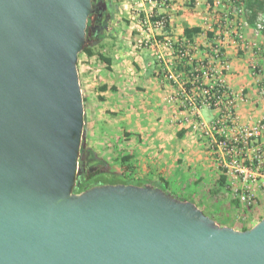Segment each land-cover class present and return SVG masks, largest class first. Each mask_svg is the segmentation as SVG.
Returning a JSON list of instances; mask_svg holds the SVG:
<instances>
[{"label":"water","instance_id":"95a60500","mask_svg":"<svg viewBox=\"0 0 264 264\" xmlns=\"http://www.w3.org/2000/svg\"><path fill=\"white\" fill-rule=\"evenodd\" d=\"M94 1L0 0V264H264V216L221 226L149 181L74 192Z\"/></svg>","mask_w":264,"mask_h":264},{"label":"crops","instance_id":"0c3cea01","mask_svg":"<svg viewBox=\"0 0 264 264\" xmlns=\"http://www.w3.org/2000/svg\"><path fill=\"white\" fill-rule=\"evenodd\" d=\"M109 3L115 8L113 12H108L112 26L99 35L101 39L95 47L110 59V64L106 65L96 55L86 54L81 64L85 72L93 64L98 66L99 80L92 84L97 86L91 95L88 94L90 110L86 112V125L90 128L97 126L100 115L108 130L111 124H117V130L129 137L126 143L134 146L133 160L141 166V178H163L169 191L209 193L229 189L227 183L233 174L212 154L208 141L193 128V119L182 106L181 95L188 87V70L177 69L176 82L163 79L160 74L163 66L176 68L177 65L170 50L158 45L157 41L168 35L173 40L187 42L193 57L204 62L210 61V44L219 41L229 64L220 76L229 88L240 95L234 108L236 122L252 125L264 122V90L257 92L258 89L253 88L257 76L246 65L252 55L248 44L251 42L254 45L252 30L258 35L249 23H256L257 17L252 18L246 6V21L239 20V15L232 12L230 0H221L215 8L211 7V0H156L151 3L109 0ZM148 14L168 17L164 32L147 28L145 20ZM238 21L244 24L246 42L232 34L231 28ZM185 28H198L199 31L187 37ZM149 35L156 40L154 45H144ZM244 48L249 50L243 51ZM100 85H105V90H99ZM217 114V111L204 107L199 111V117L205 121L214 119ZM103 128L106 129L105 126ZM104 135L112 141L109 132H104ZM220 177L224 178L223 184L218 181ZM262 187L264 171L257 175L251 191L262 190ZM202 203L201 210L218 225L241 230L255 223L252 218L239 227L236 221L231 223L228 217L216 211H205L208 208Z\"/></svg>","mask_w":264,"mask_h":264},{"label":"built area","instance_id":"2783aa9c","mask_svg":"<svg viewBox=\"0 0 264 264\" xmlns=\"http://www.w3.org/2000/svg\"><path fill=\"white\" fill-rule=\"evenodd\" d=\"M132 1L151 3L156 0ZM230 1L232 12L236 14L239 0ZM220 3L221 0H211V7L215 8ZM168 22L166 15L148 14L145 25L150 30L164 32ZM257 26L260 27L258 24ZM240 28L237 22L231 28L236 39L242 38ZM155 42L149 35L145 38L144 45L151 46ZM157 44L170 50L177 65L176 68L163 66L160 73L163 79L176 82L178 71L188 70V87L183 88L182 106L193 119V128L208 141L210 151L220 164L241 179L238 199L250 204L251 186L256 183L257 175L264 171V122L252 125H239L236 122L234 108L240 95L229 88L220 76L229 67L221 43L216 40L210 44V61L207 62L193 57L187 42L173 40L168 35L160 42L157 41ZM203 107L217 111V116L210 121L201 119L199 111ZM262 190L264 191V187Z\"/></svg>","mask_w":264,"mask_h":264},{"label":"rangeland","instance_id":"374dc122","mask_svg":"<svg viewBox=\"0 0 264 264\" xmlns=\"http://www.w3.org/2000/svg\"><path fill=\"white\" fill-rule=\"evenodd\" d=\"M107 2V10L108 12H113L114 5L109 3V0H105ZM239 7L236 8V13L239 15L241 21H246L245 19V7L247 6L246 0H239L237 1ZM134 6V4H132ZM234 5V4H233ZM116 7V6H115ZM248 9V8H247ZM248 20V19H247ZM241 21H238V25L241 26L240 31L242 34V38L238 40H243L244 42L247 41L246 38H244V28ZM256 23H249L253 25V28L256 29V32L258 35L254 34V30H252V38L251 40L254 41V45L250 42L248 44V48L251 50L250 53L252 54L250 60L246 65H248L249 70H251V73L253 72L257 79L254 82L253 88L264 90V11L259 10V15L257 16ZM260 25V27L257 26ZM255 25V26H254ZM248 48H244L243 51L247 50ZM95 49H97L95 47ZM248 49V50H249ZM85 54L80 53L78 56L77 61V71H78V80L79 85L81 89L82 99H83V112H85L84 121L86 112L88 113L90 110V104L88 96L91 95L90 93L95 91L94 88L97 85H92L97 83L98 79V66L97 64H93L92 67L88 68L86 72L85 69L82 67L83 58ZM96 71V72H94ZM95 82V83H94ZM91 84L90 86H87ZM89 94V95H88ZM94 111L96 112L97 109L95 108ZM97 115V114H96ZM103 115V114H102ZM100 118L102 119L101 115ZM101 119H98L97 126L94 128H90L89 125H86V121L83 124V130H82V145L85 147L92 148L96 154L102 158L106 162V169L112 170V171H118L121 170L124 166L121 162L120 158L122 155L126 154H132L134 159V146L130 143H126V141L129 140L128 135H125L122 131H118L117 124H111L109 130L106 128L107 123L105 121H102ZM105 123V124H104ZM105 126L106 129L103 128ZM104 132H109L111 134L112 141H109L106 138V135H104ZM120 137H119V136ZM130 162L134 164V160ZM136 160V159H135ZM134 161V162H133ZM137 162V161H136ZM135 162L134 169L132 171V176L135 178H141L142 172L140 171V165H137ZM144 167V165H143ZM155 180V179H154ZM213 181V178L211 179ZM215 181V180H214ZM228 188L226 190H218L213 191L209 193H203V192H188V191H176L173 192L170 191L173 195L186 200L193 202L197 204L199 207H202L201 204L204 202L208 208V210H205L210 213V211L217 212V214H221L223 217H228L229 222L236 221L237 225L239 227L246 223L250 222V220L253 218L252 222H257L264 216V191L261 190V188L257 189V191H251V203L247 204L244 201H240L238 199L239 188L242 184L241 179H239L237 176H232L231 179L228 181ZM211 190V189H210ZM201 200V201H200ZM254 223V224H255Z\"/></svg>","mask_w":264,"mask_h":264},{"label":"trees","instance_id":"16d2710c","mask_svg":"<svg viewBox=\"0 0 264 264\" xmlns=\"http://www.w3.org/2000/svg\"><path fill=\"white\" fill-rule=\"evenodd\" d=\"M98 1L104 2L105 8H103L101 3L98 5L97 4ZM97 7H101L100 8L101 10L106 9V12H108L107 4L105 0H95L94 1V10L88 17V28H87V34H86V41L80 53H84L87 56L96 55L100 61L104 62L106 65H109L110 59L108 57H105L104 55H102L100 52H98L95 49V45L99 42V40L101 39V36L93 37L90 34L91 20L94 16V11ZM247 7L249 8L251 12V17L256 18L258 15L257 13H259V10L264 11V0H249V2L247 3ZM197 31H199L198 28H185L184 34L187 37H190L193 32H197ZM98 88L99 90H105L106 86L100 85ZM99 99H102V97L99 96ZM132 159H133L132 154L122 155L120 160L124 166L122 167L121 170L112 171V170L105 168L106 162L102 158H100L92 148L81 145L80 150H79L78 170H77V175H76V180H75L74 192H80L93 185H99V184L106 183V182L107 183L140 184L142 181H149L151 183H157L159 184L160 188L169 191L167 181L163 178L151 180V179L133 177L132 171L134 169V164L133 163L130 164ZM223 180L224 178L220 177L218 181L220 184H223ZM203 213L205 214L204 211ZM245 229L247 228H241V230H245Z\"/></svg>","mask_w":264,"mask_h":264},{"label":"flooded vegetation","instance_id":"af4514ba","mask_svg":"<svg viewBox=\"0 0 264 264\" xmlns=\"http://www.w3.org/2000/svg\"><path fill=\"white\" fill-rule=\"evenodd\" d=\"M100 8L101 7H97L95 9L94 16L91 20L90 34L93 37H98L99 35L104 34L108 31L110 26H112L106 9L101 10Z\"/></svg>","mask_w":264,"mask_h":264}]
</instances>
